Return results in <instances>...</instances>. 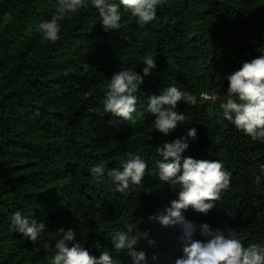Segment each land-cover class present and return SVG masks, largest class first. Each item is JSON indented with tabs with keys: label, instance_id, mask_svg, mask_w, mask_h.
<instances>
[{
	"label": "trees",
	"instance_id": "obj_1",
	"mask_svg": "<svg viewBox=\"0 0 264 264\" xmlns=\"http://www.w3.org/2000/svg\"><path fill=\"white\" fill-rule=\"evenodd\" d=\"M58 3L0 0V264H51L54 255L44 241L31 242L10 227L16 211L44 221L49 244L59 229L71 227L90 253L110 250L120 264L132 258L112 250L111 235L125 221L138 222L148 234L138 249L156 264H174L183 255L180 226L149 219L178 198V189L157 175L155 148L190 127L199 131L184 155L221 160L231 180L207 215L190 207L185 216L233 229L245 246L264 242V144L235 128L219 107L228 74L264 52V0H163L151 23L141 27L124 12L116 30H105L87 6L60 21L59 40H42L37 26L52 18ZM148 53L157 67L135 93L134 119L105 114L113 73L132 68L143 74ZM173 84L200 103L179 102L186 119L165 136L151 128L147 102ZM202 92L216 98L202 100ZM130 152L148 168L139 186L120 193L107 173ZM100 162L106 169L97 178L91 168ZM195 238L204 239L199 231Z\"/></svg>",
	"mask_w": 264,
	"mask_h": 264
},
{
	"label": "clouds",
	"instance_id": "obj_2",
	"mask_svg": "<svg viewBox=\"0 0 264 264\" xmlns=\"http://www.w3.org/2000/svg\"><path fill=\"white\" fill-rule=\"evenodd\" d=\"M163 0H59L58 11L50 20L41 21L37 31L42 40L55 42L60 39V21L71 18L80 9L92 6L100 17L105 30H116L121 27L122 15L130 12L137 23L143 27L157 17V7ZM123 10V11H122ZM143 74L132 68H121L111 76L106 85L103 97L104 113L126 120L134 119L137 112L135 93L144 82L145 77L157 67L156 57L148 53L142 57ZM227 97L219 107L223 117L235 128L249 135L252 140L264 144V52L251 60H246L237 70L227 76ZM202 100L215 99V94L200 93ZM196 106L200 103L197 95L177 87L166 86L159 94L148 97L147 111L154 117L151 128L170 135L180 122L186 119L183 112L177 111L178 103ZM199 129L188 128L187 132L171 141H165L155 148L159 158H154L157 175L160 181L167 182L174 190L178 189V198L160 212L152 214L149 219L158 220L163 226H180V237L183 255L176 258L174 264H264V242H249L246 246L233 229L213 228L209 223L196 224L185 216L190 207L205 215L213 209L221 193L230 185L231 174L221 160H209L185 156L190 141L197 138ZM122 159L120 167L108 171L115 184V190L125 193L132 187L139 186L148 168V162L138 154L128 153ZM264 172V165L260 166ZM106 165L96 163L91 173L97 178L105 174ZM262 177L256 176L260 183ZM123 229L115 230L111 235L112 250L116 253L126 251L132 258V264H156L157 258L151 259L138 245L147 233L138 230V222H124ZM10 227L31 242L44 241L43 247L54 250L51 264H120L110 250H102L100 255L90 253L85 243L78 238L74 228H61L60 237L54 245L46 241L47 225L44 221L13 213ZM199 231L204 239L195 238ZM149 244H154L150 239ZM98 249L104 246L99 241Z\"/></svg>",
	"mask_w": 264,
	"mask_h": 264
}]
</instances>
